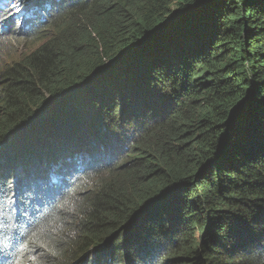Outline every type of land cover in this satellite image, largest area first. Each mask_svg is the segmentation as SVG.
Returning <instances> with one entry per match:
<instances>
[{"label": "trees", "instance_id": "16d2710c", "mask_svg": "<svg viewBox=\"0 0 264 264\" xmlns=\"http://www.w3.org/2000/svg\"><path fill=\"white\" fill-rule=\"evenodd\" d=\"M1 2L0 264H264V0Z\"/></svg>", "mask_w": 264, "mask_h": 264}, {"label": "rangeland", "instance_id": "374dc122", "mask_svg": "<svg viewBox=\"0 0 264 264\" xmlns=\"http://www.w3.org/2000/svg\"><path fill=\"white\" fill-rule=\"evenodd\" d=\"M1 3L4 5L3 7L8 6L7 4H4V0H2ZM175 9H176L175 6H173V10H175ZM0 10H2V8H0ZM37 42H38V39L34 40V39H27V38L19 37L16 40V42H13V44H14V45H12L13 48H9V50L4 52V56L7 59L8 58L17 59L18 57L21 58V57H23L24 54H26L31 49H33L34 46L37 47L39 45V43H37ZM56 166H59L58 170L61 169L60 163ZM57 184L58 183H56V185Z\"/></svg>", "mask_w": 264, "mask_h": 264}, {"label": "clouds", "instance_id": "9594fccd", "mask_svg": "<svg viewBox=\"0 0 264 264\" xmlns=\"http://www.w3.org/2000/svg\"><path fill=\"white\" fill-rule=\"evenodd\" d=\"M82 161H83V158H82ZM57 171H58V172H61L64 178H66V177L68 176V173H65V172L62 171L61 169H59V170H57ZM49 172H50V171H49ZM58 172H57V173H58ZM49 175H50V174H49ZM66 175H67V176H66ZM60 176H61V175H60ZM48 177H49V176H48ZM57 183H58V184H57V186H58V185L61 183V181L58 180Z\"/></svg>", "mask_w": 264, "mask_h": 264}]
</instances>
